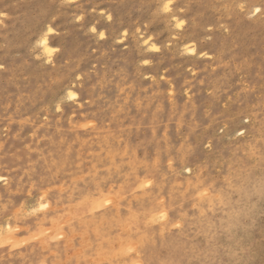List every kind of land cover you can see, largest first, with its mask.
Here are the masks:
<instances>
[{
    "label": "rangeland",
    "instance_id": "rangeland-1",
    "mask_svg": "<svg viewBox=\"0 0 264 264\" xmlns=\"http://www.w3.org/2000/svg\"><path fill=\"white\" fill-rule=\"evenodd\" d=\"M166 2L0 0V264H264V0Z\"/></svg>",
    "mask_w": 264,
    "mask_h": 264
},
{
    "label": "snow or ice",
    "instance_id": "snow-or-ice-1",
    "mask_svg": "<svg viewBox=\"0 0 264 264\" xmlns=\"http://www.w3.org/2000/svg\"><path fill=\"white\" fill-rule=\"evenodd\" d=\"M68 2L71 3L72 0H68ZM172 6H174L173 5V0H167V2L163 4V11L166 12V13L167 12H170ZM238 7L240 8L241 11H243L244 8H245V5L243 3H241V4L238 5ZM256 14H264V5H262V6H255L254 7L253 15H256ZM3 15H4L3 13H0V16H3ZM79 19H83V18L82 17H79ZM108 19L111 20L112 17L109 16ZM183 26H184V21L183 20H178L177 23H176V27L177 28H181ZM47 31L49 33H52L53 32V28L52 27H48ZM92 31L93 32H96V29L95 28H92ZM101 35H103V34H101ZM124 35H127V33H125ZM41 42L46 46L47 43H48L47 38L45 37ZM147 43H148V41L145 40V44H147ZM46 50L49 51V52H51V49H47L46 48ZM152 50L153 51H156V52H159V48H156L155 45L152 46ZM144 63L147 64L148 61L145 60ZM0 67H3V66L0 65ZM69 98L70 99H75V97L73 96L72 93H69ZM57 110H59V109H57ZM244 134H245L244 132H240V131L237 132V135L238 136H243ZM189 171H191V170L189 169Z\"/></svg>",
    "mask_w": 264,
    "mask_h": 264
},
{
    "label": "bare ground",
    "instance_id": "bare-ground-1",
    "mask_svg": "<svg viewBox=\"0 0 264 264\" xmlns=\"http://www.w3.org/2000/svg\"><path fill=\"white\" fill-rule=\"evenodd\" d=\"M45 32H48L47 31V28H45V29H43V30H41V36H40V43H41V45H42V47H43V51L44 52H46V53H50L49 51H47L46 50V48L47 49H50V47L48 46V44L45 46L41 41L46 37V35H43V33L45 34ZM211 202V201H210ZM210 202H209V204H210Z\"/></svg>",
    "mask_w": 264,
    "mask_h": 264
}]
</instances>
